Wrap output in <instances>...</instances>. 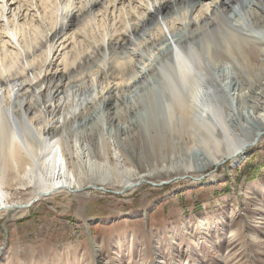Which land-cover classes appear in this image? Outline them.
Listing matches in <instances>:
<instances>
[{
	"label": "bare ground",
	"instance_id": "6f19581e",
	"mask_svg": "<svg viewBox=\"0 0 264 264\" xmlns=\"http://www.w3.org/2000/svg\"><path fill=\"white\" fill-rule=\"evenodd\" d=\"M0 18V216L87 187L122 194L158 174H203L264 136V0H0ZM188 63L196 75L183 70ZM176 68L198 79L193 92L183 94ZM85 80L99 87L93 104L108 111L84 106L56 120L60 100ZM127 110L133 126L151 132L145 172L125 141L100 133L102 164L90 159L89 136L99 127L90 117L104 126ZM175 140L181 158L160 161L157 152L170 153ZM20 189L31 190L12 202Z\"/></svg>",
	"mask_w": 264,
	"mask_h": 264
},
{
	"label": "rangeland",
	"instance_id": "374dc122",
	"mask_svg": "<svg viewBox=\"0 0 264 264\" xmlns=\"http://www.w3.org/2000/svg\"><path fill=\"white\" fill-rule=\"evenodd\" d=\"M86 82L72 86L60 100L63 111L56 120L71 111L78 114L84 106L92 107L94 115L108 111L92 102L98 85ZM246 85L251 96L249 86L255 85ZM118 106L125 105L120 101ZM127 112L120 114L121 120L103 119L104 126L98 115L90 117L89 123L99 126L89 136L90 156L95 155L90 159L102 164L95 150L100 133L117 138L120 146L125 141L134 152L132 164L145 172L152 165L147 157L152 145L146 140L151 132L145 125L133 126L134 113ZM125 125L130 132L118 135ZM172 146L170 153L155 150L160 161L173 156L178 162L182 144L175 140ZM179 171L169 177L158 174L148 180L151 184L122 194L113 185L96 189L84 183V192L59 193L23 213L0 216V264H264V136L235 162L225 161L199 175ZM30 190H12V202H22Z\"/></svg>",
	"mask_w": 264,
	"mask_h": 264
},
{
	"label": "water",
	"instance_id": "95a60500",
	"mask_svg": "<svg viewBox=\"0 0 264 264\" xmlns=\"http://www.w3.org/2000/svg\"><path fill=\"white\" fill-rule=\"evenodd\" d=\"M254 145H256V144H253V146H254ZM182 179H183V178H177V180H182ZM160 184L162 185L163 183H160Z\"/></svg>",
	"mask_w": 264,
	"mask_h": 264
}]
</instances>
